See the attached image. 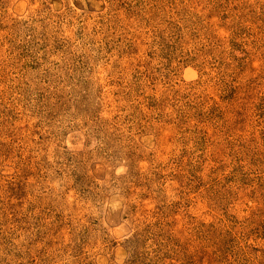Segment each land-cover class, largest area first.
I'll list each match as a JSON object with an SVG mask.
<instances>
[{"label":"rangeland","instance_id":"1","mask_svg":"<svg viewBox=\"0 0 264 264\" xmlns=\"http://www.w3.org/2000/svg\"><path fill=\"white\" fill-rule=\"evenodd\" d=\"M0 264H264V0H0Z\"/></svg>","mask_w":264,"mask_h":264}]
</instances>
